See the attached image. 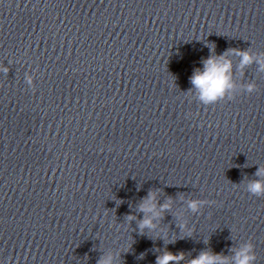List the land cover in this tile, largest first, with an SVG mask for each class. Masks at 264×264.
Returning <instances> with one entry per match:
<instances>
[{"label": "water", "instance_id": "1", "mask_svg": "<svg viewBox=\"0 0 264 264\" xmlns=\"http://www.w3.org/2000/svg\"><path fill=\"white\" fill-rule=\"evenodd\" d=\"M257 180L264 0H0V264H264Z\"/></svg>", "mask_w": 264, "mask_h": 264}, {"label": "clouds", "instance_id": "2", "mask_svg": "<svg viewBox=\"0 0 264 264\" xmlns=\"http://www.w3.org/2000/svg\"><path fill=\"white\" fill-rule=\"evenodd\" d=\"M242 56V63L247 64L251 58L247 52L240 53ZM223 61V62H221ZM203 70H196L191 77V83L200 92V99L205 103H210L218 98L222 97L225 91L231 87L229 83L228 72L230 70V63L227 62L224 57L209 56L203 61ZM251 90V88H250ZM257 176L261 175V170L256 173ZM249 190L254 194H260L264 192V181H253L249 184ZM154 195L149 194L148 199L140 205L141 211H151L153 205L151 201L154 200ZM162 209H167L168 204L162 205ZM190 207L195 210L198 207V202L193 201ZM131 219V217H130ZM152 227V221L150 218L144 219L140 224V228ZM251 253V245H246L236 253V264H252L255 259ZM183 253L173 254L166 252L163 256L157 258V264H169L170 261L178 262L183 259ZM99 264H110V260H102ZM190 264H224V260L219 255L209 254L202 252L197 258L193 259Z\"/></svg>", "mask_w": 264, "mask_h": 264}]
</instances>
